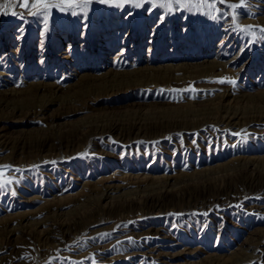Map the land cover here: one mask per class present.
Returning <instances> with one entry per match:
<instances>
[{
    "label": "rangeland",
    "instance_id": "rangeland-1",
    "mask_svg": "<svg viewBox=\"0 0 264 264\" xmlns=\"http://www.w3.org/2000/svg\"><path fill=\"white\" fill-rule=\"evenodd\" d=\"M18 2L0 0V5L9 11ZM239 3L225 0L206 14L207 7L184 3H173L168 13L161 0H130L119 7L112 0H92L87 8H75L76 15L53 8L45 18L18 6L14 10L22 18L0 14V131L8 141H26L13 157L0 156L10 161L0 165L9 166L4 178L18 181L0 188V240L75 218L81 220L80 231L86 229L49 255L31 240L32 253L20 259L24 264H264V189L244 190L249 176L244 170L256 167L250 162L264 172V122L220 125L224 108L242 117L264 114V34L259 31L264 0L228 7ZM236 24L254 26L255 35ZM7 30L21 34L16 39ZM33 31L38 36L30 41ZM167 69L173 71L167 80L144 78ZM227 80H235V86ZM34 88L39 103L50 110L45 118L53 119L12 116L14 109L29 110L17 97ZM100 88L106 90L101 95ZM112 88L120 91L111 97ZM225 94L229 98L220 102ZM96 96L102 99L95 102ZM198 118L205 121L198 129L159 135L167 125ZM115 123L147 135L127 143L99 136L89 141L95 125ZM49 131L55 132L49 139L53 149L39 141ZM76 149L84 150L72 154ZM106 180L127 187L95 192ZM83 187L90 193L80 195ZM224 187L243 195L205 207L177 202L180 191L209 196ZM162 191L168 210L145 205Z\"/></svg>",
    "mask_w": 264,
    "mask_h": 264
},
{
    "label": "bare ground",
    "instance_id": "bare-ground-1",
    "mask_svg": "<svg viewBox=\"0 0 264 264\" xmlns=\"http://www.w3.org/2000/svg\"><path fill=\"white\" fill-rule=\"evenodd\" d=\"M7 2V0H4V3H6ZM3 3V4H4ZM123 10V9H122ZM153 11V10H152ZM151 11V12H152ZM170 18V17H169ZM129 19V18H128ZM9 25L11 24V21H9V23H8ZM14 25V24H13ZM23 31V30H22ZM34 32V31H33ZM55 32V30L54 31H52V33H54ZM37 32H34L33 33V35H32V38H31V40L30 41H33V39L35 38V37H37L38 35L36 34ZM7 35H9V37H11V36H13V38H16V39H18V35L19 34H21V30H20V32H10V31H8L7 30V33H6ZM14 34L16 35L15 37H14ZM22 36H24V35H22ZM26 37V36H25ZM30 38V37H29ZM44 38H45V36H44ZM20 54V53H19ZM18 54V55H19ZM173 71L171 70V69H167L166 71H162V72H160V71H157V72H155V73H153V74H151V75H145V77L144 78H149L150 77V79H152V82H155V81H160V80H167V77L166 76H169V75H171V73H172ZM142 74V73H141ZM138 76H139V74L137 73V74H135L133 77H136V78H138ZM142 77L144 76V73L141 75ZM116 78H117V76H115ZM124 77H132V76H124ZM101 90H99V89H97V90H99V92L100 91H102V92H104V91H106V90H104L105 88H100ZM109 89V88H108ZM120 91V89H116V88H112V89H110L109 91L107 90V93H110L109 94V96H116V94H117V92H119ZM93 92V91H92ZM227 93V92H226ZM100 95H101V92H100ZM12 96V95H11ZM15 96H17V95H15ZM236 96V95H235ZM96 97H98V96H96ZM16 98V97H15ZM19 100H20V102H21V104H22V106L23 107H26L27 109H29V110H27L26 112H24V111H22V110H16V109H14V110H12L11 111V114H12V116H23L24 118H27V119H34L35 121H37V120H51V119H53L54 118V116L53 117H51V116H49L48 117V119L47 118H45L46 117V115H48L49 114V109H47L46 107H44V106H42L41 105V103H39V95H38V89H31V90H29V91H24L23 93H21V94H19L18 95V97H17ZM229 98V95H223V96H221L220 98H219V101L221 100V101H225L226 99H228ZM232 98H234L233 96H232ZM241 98V97H240ZM244 98V96L242 97V99ZM100 99H102V97H98V98H96L94 101L95 102H97V101H99ZM235 99V98H234ZM236 100H240V99H236ZM244 100V99H243ZM83 101V100H82ZM81 101V102H82ZM220 101V102H221ZM242 101V100H241ZM80 102V103H81ZM220 105V104H219ZM222 105V104H221ZM83 106V105H82ZM182 107V106H181ZM218 107V106H217ZM216 107V108H217ZM220 107H222V106H220ZM234 107V106H233ZM229 108V107H228ZM226 109V108H224V110H222L223 111V113L225 114L224 116H223V114H222V120H221V122H220V125H222V126H224V127H232V128H236V127H240L241 125H250L251 123H254V122H264V114L263 113H261L260 115H254V116H250V117H242V116H240V115H238V113L237 112H233V110H230V109ZM191 111V110H190ZM207 111V110H206ZM209 111V110H208ZM217 111V110H216ZM221 111V112H222ZM2 112H4L3 110H0V113H2ZM210 112V111H209ZM218 113V112H217ZM7 114H8V112H7ZM173 114V113H172ZM185 114V113H184ZM201 114V113H200ZM203 114V113H202ZM207 113H205V115H206ZM255 114V113H254ZM257 114V113H256ZM263 114V115H262ZM138 115V114H137ZM212 115L213 114H211L210 116H211V118H212V121H213V118L215 117H212ZM215 115V114H214ZM150 116V115H149ZM169 116V115H168ZM175 116H176V114H175ZM180 116V115H179ZM203 116H204V114H203ZM216 116H217V114H216ZM56 117H58V116H56ZM62 117V116H61ZM172 117V116H171ZM196 117H198V116H196ZM169 118V117H168ZM188 118V117H187ZM210 117H209V119H211ZM160 119V118H159ZM201 119V118H200ZM208 119V120H209ZM155 120V119H154ZM164 120V119H163ZM180 120V119H179ZM205 120H206V118H205ZM216 120V119H215ZM7 121V120H6ZM119 121V120H118ZM147 121V120H146ZM153 121V120H152ZM156 121V120H155ZM211 121V122H212ZM174 122V121H173ZM176 122V121H175ZM216 122V121H215ZM105 123V122H104ZM204 123H205V121L203 120V118H202V120H199V118L198 119H196V121H194V122H190V124H177V123H174V125H167L161 132H160V134L159 135H163V134H165V133H169V132H172V131H181V130H189V129H191V130H194V129H198V128H200L202 125H204ZM167 124V123H166ZM255 124V123H254ZM259 124V123H258ZM89 125V124H88ZM91 125V124H90ZM105 125H107V124H105ZM141 125V124H140ZM160 125H161V123H160ZM163 126H164V124H162ZM96 126V128L94 129V131L92 132V133H89V131H88V133L89 134H91L92 136H94L93 138H91V140H89V141H91L92 142V140L94 139V138H97L98 136H99V138L100 139H103V138H105V137H116L117 138V140H119V141H123V142H125L126 141V143H127V141L128 142H130L133 138H134V140L136 139H140L141 138V136H144V138L146 137V135H147V133L145 132H143V131H141V130H138V131H132V132H126L125 130H123L121 127H119V123H115L114 125H112V126H108V127H106V126H104V125H99V126H97V125H95ZM121 126V125H120ZM154 127V126H153ZM93 128V127H92ZM148 129H149V127H148ZM225 129V128H224ZM190 130V131H191ZM83 131V130H82ZM81 132V131H80ZM55 132H53V131H49V132H47V133H44L42 136H40V139H39V141L40 140H42L43 141V144L46 146V147H49L50 148V145H49V139L51 138V137H53V136H55V134H54ZM59 133V132H58ZM82 133V132H81ZM86 133H87V131H86ZM84 134V133H83ZM62 135V134H61ZM85 135H87V134H85ZM82 136V135H81ZM84 136V135H83ZM70 137V136H69ZM87 137V136H86ZM85 137V138H86ZM61 138V137H60ZM72 138H73V136H72ZM11 139V138H10ZM18 139V138H17ZM37 139V138H36ZM25 140V139H24ZM24 140H19V141H16V142H14V141H8V140H6V137L3 135V132H2V130L0 131V156H2V155H4V154H6V153H8V155H9V157H13V155H15L16 154V152H17V150H19V149H22L23 150V148H24V146H25V142L26 141H24ZM69 141V140H68ZM74 141V140H73ZM96 141V140H95ZM101 141H103V140H101ZM35 142V141H34ZM65 142V141H64ZM63 142V143H64ZM134 142V141H133ZM87 143H89V142H87ZM182 143H184V142H182ZM41 144V143H40ZM61 144V143H60ZM66 144V143H65ZM70 144H72L71 142H70ZM69 144V145H70ZM89 144H91V143H89ZM131 144V143H130ZM137 144V143H136ZM185 144V143H184ZM183 144V145H184ZM54 145V144H53ZM182 145V146H183ZM186 145V144H185ZM33 146V145H32ZM38 146V145H37ZM52 146V145H51ZM83 146H85V145H83ZM82 146V147H83ZM92 146H93V144H92ZM56 147V146H55ZM60 147H61V145H60ZM65 147V146H64ZM79 147V146H78ZM77 147V148H78ZM81 147V148H82ZM90 147V146H89ZM52 148V147H51ZM50 148V149H51ZM95 148V147H94ZM29 149V148H28ZM33 149V148H32ZM53 149V148H52ZM67 149V148H66ZM85 149H87V148H85ZM92 149V148H91ZM36 150H37V148H36ZM68 150V149H67ZM77 151H75V150H73L72 152V154H75V153H79V151H81V150H84V149H76ZM94 150V149H93ZM38 151H40V150H37V153H39ZM25 152V151H24ZM30 152H32V151H30ZM41 152H42V148H41ZM59 152V151H58ZM63 152V151H62ZM67 152V155L69 154V153H71V151L70 152H68V151H66ZM22 153H23V151H22ZM51 153V152H50ZM52 153H54V151H52ZM64 153V152H63ZM58 154V153H57ZM40 155V154H39ZM38 155V156H39ZM46 155H47V153H46ZM59 155V154H58ZM7 156V155H6ZM22 156H24V154H22ZM38 156H36V158H38ZM9 157H7V158H9ZM31 157V156H30ZM56 157V156H55ZM71 157V156H70ZM32 158V157H31ZM48 158V157H47ZM26 159V158H25ZM56 159V158H55ZM69 159V158H68ZM10 160V159H9ZM36 160V159H35ZM57 160H58V158H57ZM37 161V160H36ZM38 161H39V159H38ZM8 162H10V161H7L6 159H4V158H1L0 157V165H2V164H8ZM16 162V161H15ZM33 162V161H32ZM41 162V161H40ZM66 162V161H65ZM248 162V163H247ZM249 162L250 161H246L244 164H246L245 165V168L247 169L248 168V165H249ZM19 163H21V162H19ZM23 163H25L24 161H23ZM38 163V162H37ZM12 164V163H11ZM22 164V163H21ZM21 164H19V165H21ZM250 164H253L254 166H256L255 167V169H253V170H250V169H247V170H244L245 172H247V173H249V176H248V182H247V185L245 186V188H244V190H247V191H259V189L260 190H262V189H264V175H263V173L264 172H260L259 170H258V165H255V163H253V162H250ZM13 166V165H12ZM16 167V166H15ZM18 167V166H17ZM19 168V167H18ZM112 180V179H111ZM116 181H108V180H106V182H104L103 184H100V186H99V188H95L96 190H95V192H97V191H99L100 190V192L101 191H107L108 193L109 192H114V191H118L119 189H122V188H126L127 187V185H121V184H117V183H115ZM218 182V181H217ZM220 182V181H219ZM231 182V181H230ZM198 186V185H197ZM217 189V188H216ZM222 189V188H221ZM219 190L218 192H216V193H213L212 195H210V194H208L209 196H206V195H204V196H197V197H194V196H192V195H190V196H186V192L184 193L183 191H180L178 194H177V202H184L183 204H185V205H190V204H192V203H195V205L197 206V205H201V206H209V205H212L214 202H218V201H220L221 199H225L226 201H228V200H232V201H234L235 200V198L236 199H238V198H240L242 195H243V193L241 192V191H239L238 190V188H227V189H225V187H224V189L225 190ZM86 190H87V193H86ZM212 191V190H211ZM92 192V191H91ZM196 192V191H195ZM213 192H215V191H213ZM88 193H90V191H89V189L87 188H85V187H83V191L82 192H80V195H87ZM157 194V193H156ZM158 194H159V198H158V200H156V199H152V202H149V203H146L145 205H149L150 207H152V208H159L160 210H162V209H167L168 208V204H167V202H169V201H167V196H166V193H164L163 191L162 192H158ZM187 194H189V193H187ZM191 194H192V192H191ZM149 197V196H148ZM147 201H148V199H147ZM223 201V200H222ZM126 205V204H125ZM124 205V206H125ZM174 206V205H173ZM177 206V205H176ZM184 206V205H183ZM182 207V206H181ZM192 207V206H191ZM233 207V206H232ZM256 208H258L257 206H255ZM125 209V208H124ZM133 209V208H132ZM146 209V208H145ZM169 209V208H168ZM167 209V210H168ZM171 209V208H170ZM139 210V209H138ZM182 210V209H181ZM131 211V210H130ZM152 211V210H151ZM150 211V212H151ZM213 211V210H212ZM223 211V210H222ZM124 212V211H123ZM158 212H160L159 210H158ZM214 212V211H213ZM255 212V211H254ZM264 213V212H263ZM225 214V213H224ZM114 215H117V213L116 214H114ZM215 215V214H214ZM124 217V216H123ZM122 218V217H121ZM117 220V219H116ZM81 220H77L76 218L75 219H73L72 221H69V222H66V223H64V224H58V225H56L57 224V222L56 223H54V224H51V225H48V224H46V225H48L47 226V228L45 229V230H42V231H38V230H36V231H32V232H24V233H22L20 236H14V233L13 234H11L10 236H8V237H4V238H2L1 240H0V264H24L20 259L21 258H23V257H28L32 252H31V250H30V248H31V246H33L32 245V243H30L31 242V240H35V241H37L38 243H39V246H40V248H41V253L42 254H46V255H49V254H47V253H49L48 251H50V250H55V248H59V247H62V246H64V245H66V244H68V243H70V242H72L76 237H78L79 235H81L82 233H84V230H86V229H83V231H80V228H79V225L81 224V222H80ZM93 221V220H92ZM92 221H90V222H92ZM7 223V222H6ZM83 223V222H82ZM7 226V225H6ZM151 227H153V226H151ZM155 227V226H154ZM163 228V227H162ZM106 229H108V228H106ZM143 229V228H142ZM164 229V228H163ZM156 230H157V228H156ZM166 230V229H165ZM148 231V230H147ZM149 232V231H148ZM142 233V232H141ZM145 233V232H144ZM146 234H148L147 232H146ZM153 235V234H152ZM151 235V236H152ZM166 235V234H165ZM87 236V235H86ZM89 236H91V235H89ZM156 236V235H155ZM85 237V236H84ZM83 237V238H84ZM161 237V236H160ZM163 238V237H162ZM165 238V237H164ZM142 239V238H141ZM144 240V239H143ZM149 240V239H148ZM80 241V240H79ZM77 242H78V240H77ZM161 242H163V241H161ZM165 243V242H164ZM31 244V245H30ZM109 244V243H108ZM112 244V243H111ZM105 245V244H104ZM148 245V244H147ZM101 246V245H100ZM106 246H108V245H106ZM185 246V245H184ZM259 245H257V247H258ZM94 247V246H93ZM99 247V246H98ZM98 247H97V249H98ZM39 248V249H40ZM64 248H66V246L64 247ZM150 248V247H149ZM60 249V248H59ZM76 249V248H75ZM94 249H96V247H94ZM58 250V249H57ZM80 250V249H79ZM103 250H105V249H103ZM102 250V251H103ZM145 250V249H144ZM154 250H155V248H154ZM39 251V250H38ZM89 251H92V250H89ZM101 251V250H100ZM133 251V250H132ZM61 252H63V251H61ZM87 252V251H86ZM108 252V251H107ZM39 253V252H38ZM55 253V252H54ZM81 253V252H80ZM137 253V252H136ZM148 253H150L151 254V252H148ZM155 253V252H154ZM41 254V255H42ZM63 254V253H62ZM66 254V253H65ZM82 254V253H81ZM33 255V254H32ZM39 255V254H38ZM59 255H61V254H59ZM89 255V254H88ZM98 254L96 253V256H97ZM129 255V254H128ZM131 255V254H130ZM134 255V254H133ZM141 255V254H140ZM156 255V254H155ZM155 255H153V256H155ZM166 255V254H165ZM165 255H159V256H162V257H167V256H165ZM54 256V255H53ZM52 256V258H55V257H53ZM67 256V255H66ZM65 255H64V257H66ZM69 256H71V255H69ZM69 256H67V257H69ZM73 256H75V255H73ZM79 256V255H78ZM101 256V255H100ZM147 256V255H146ZM152 256V255H151ZM38 257V256H37ZM50 257V256H49ZM48 257V258H49ZM57 257V256H56ZM72 257V256H71ZM87 257V256H86ZM85 256H84V258H86ZM144 257V256H143ZM150 257V256H149ZM48 258H46V259H48ZM57 258H59V257H57ZM70 258V257H69ZM75 258V257H74ZM80 259H81V256L79 257ZM96 258V257H95ZM171 258H176V257H171ZM37 259V258H36ZM56 259V258H55ZM61 259V258H60ZM71 259V258H70ZM73 259V258H72ZM88 259H89V257H88ZM92 259V258H91ZM99 259V258H98ZM102 259V258H101ZM105 259V258H104ZM146 258H144V260H145ZM158 259V258H157ZM160 259V258H159ZM34 260V259H33ZM39 260V259H38ZM41 260V259H40ZM39 260V261H40ZM52 260V259H51ZM68 260V259H67ZM84 260V259H83ZM148 260V259H147ZM162 260V259H161ZM164 260V259H163ZM32 261V260H31ZM35 261H37V260H35ZM45 261H47V260H45ZM61 261V260H60ZM75 261V260H74ZM80 261V260H79ZM92 261V260H91ZM99 261V260H98ZM101 261V260H100ZM103 261V260H102ZM24 262H25V260H24ZM42 262V261H41ZM51 262V261H50ZM57 262V261H56ZM93 262V261H92ZM237 262V261H236ZM26 263V262H25ZM42 263H46V262H42ZM41 263V264H42ZM60 263V262H59ZM86 263V262H85ZM36 264V263H35ZM40 264V263H39ZM51 264V263H50ZM54 264V263H53ZM211 264H221V263H219V262H211Z\"/></svg>",
    "mask_w": 264,
    "mask_h": 264
},
{
    "label": "snow or ice",
    "instance_id": "snow-or-ice-1",
    "mask_svg": "<svg viewBox=\"0 0 264 264\" xmlns=\"http://www.w3.org/2000/svg\"><path fill=\"white\" fill-rule=\"evenodd\" d=\"M92 0H56V2H52V0H19L18 4L13 3L11 5V10L4 11L3 5H0V14L3 15H12V16H21L23 17V13H17L14 8L16 6L25 9L30 15H43L45 18H47V15L51 11V9L56 8L61 12H68L71 11L72 15H76L75 8L80 7L81 9L87 8L88 4H90ZM102 2H109V0H102ZM112 2L115 3L117 7L122 6L126 2H130V0H112ZM179 5L181 3L185 4V7H207L210 11H215V5L216 3H225V0H196V3L193 5L192 0H161V6L164 7L168 13H171L173 11L172 4ZM244 4V0H240L239 4H229L228 7L232 9H236ZM136 7H140V3L135 4ZM32 9H35L33 12ZM236 17L235 14H233V21L235 23ZM236 27L239 31L247 32L248 34L255 35V32L252 31L254 26L246 25V26H240L236 24ZM259 31L264 34V28H260ZM260 39H264V35H261ZM255 42V41H253ZM220 83H224L225 80L221 79L219 81ZM228 83H231L233 86H235L236 81L235 80H227ZM9 166H0V188H6L8 185L12 183H16L18 181H14L11 178L5 179V173L3 171L4 168H7ZM15 194V193H13ZM107 235V234H104Z\"/></svg>",
    "mask_w": 264,
    "mask_h": 264
}]
</instances>
